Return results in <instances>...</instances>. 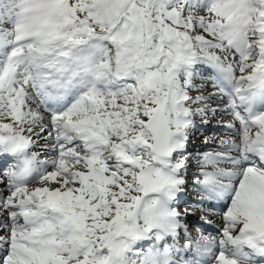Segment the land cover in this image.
<instances>
[{
	"label": "snow or ice",
	"instance_id": "snow-or-ice-1",
	"mask_svg": "<svg viewBox=\"0 0 264 264\" xmlns=\"http://www.w3.org/2000/svg\"><path fill=\"white\" fill-rule=\"evenodd\" d=\"M0 264H264V0H0Z\"/></svg>",
	"mask_w": 264,
	"mask_h": 264
},
{
	"label": "rangeland",
	"instance_id": "rangeland-1",
	"mask_svg": "<svg viewBox=\"0 0 264 264\" xmlns=\"http://www.w3.org/2000/svg\"><path fill=\"white\" fill-rule=\"evenodd\" d=\"M198 133L196 134V136L192 137L191 140H190V143L193 144V145H196V144H199L200 142H202L203 140V137L206 136V135H209L211 134V128L209 129H205L201 132V130H197ZM183 207V206H182ZM205 214L204 213H200V212H197L195 214V217L196 219L198 220H201V217H204ZM208 218L206 217V220H210V221H213V223L215 222L216 219H218V217H213L211 215H207ZM196 228H193V230L195 231Z\"/></svg>",
	"mask_w": 264,
	"mask_h": 264
},
{
	"label": "bare ground",
	"instance_id": "bare-ground-1",
	"mask_svg": "<svg viewBox=\"0 0 264 264\" xmlns=\"http://www.w3.org/2000/svg\"><path fill=\"white\" fill-rule=\"evenodd\" d=\"M217 131H219L218 129H217ZM207 218H208V216H206ZM195 219H196V217H195ZM196 221H200L201 223H203V221L202 220H198V219H196ZM194 223H195V221H194ZM195 224H197V225H200L199 223H195ZM211 229H209V231H210Z\"/></svg>",
	"mask_w": 264,
	"mask_h": 264
}]
</instances>
